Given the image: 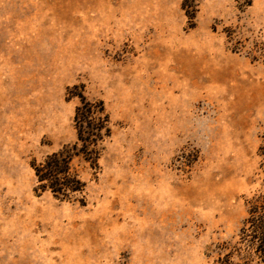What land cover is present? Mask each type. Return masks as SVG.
<instances>
[{"label":"rangeland","instance_id":"374dc122","mask_svg":"<svg viewBox=\"0 0 264 264\" xmlns=\"http://www.w3.org/2000/svg\"><path fill=\"white\" fill-rule=\"evenodd\" d=\"M183 1L0 0V264L244 257L264 192V0H194L193 18ZM80 92L109 134L60 198L31 164L77 141Z\"/></svg>","mask_w":264,"mask_h":264},{"label":"trees","instance_id":"16d2710c","mask_svg":"<svg viewBox=\"0 0 264 264\" xmlns=\"http://www.w3.org/2000/svg\"><path fill=\"white\" fill-rule=\"evenodd\" d=\"M194 5V0L183 1V8L189 18L194 16ZM78 96L80 104L76 107L73 117L77 141L48 154L43 162L31 164L38 187L42 190H49L60 198H69L71 194L80 193L84 189V182L71 170L72 158L81 155L86 161L96 165L98 141L109 134L106 115L101 117L93 115L95 105L82 92ZM100 109H103L101 104ZM239 237V242L242 243L246 252L244 257L239 261H234L232 260L233 253L230 251L219 256L216 264H251L254 259L264 263V192L250 202L249 216L240 229ZM232 248L238 251L241 249L234 246Z\"/></svg>","mask_w":264,"mask_h":264}]
</instances>
